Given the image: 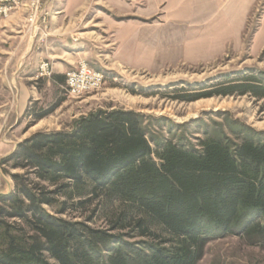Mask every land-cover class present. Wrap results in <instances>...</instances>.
Segmentation results:
<instances>
[{"label":"trees","instance_id":"trees-1","mask_svg":"<svg viewBox=\"0 0 264 264\" xmlns=\"http://www.w3.org/2000/svg\"><path fill=\"white\" fill-rule=\"evenodd\" d=\"M234 94L261 99L264 85L249 76L178 98ZM150 119L97 109L19 142L2 159L22 172L0 194V264H196L212 237L264 244L263 133L193 144L157 136ZM92 205L104 227L63 217Z\"/></svg>","mask_w":264,"mask_h":264},{"label":"rangeland","instance_id":"rangeland-1","mask_svg":"<svg viewBox=\"0 0 264 264\" xmlns=\"http://www.w3.org/2000/svg\"><path fill=\"white\" fill-rule=\"evenodd\" d=\"M264 0L251 11L240 43L206 62L179 63L158 72L130 71L112 66L107 45L108 19L112 15L104 0H86L75 11H64L51 24L49 37L30 44L23 27L9 26L0 18V194L13 189V173H21L2 159L17 144L39 130L69 129L73 120L97 109L123 108L150 117L157 136L193 144L206 136L236 134L249 129L263 133L264 98L249 94L211 96L192 101L178 97L211 89L231 80L253 76L264 85V38H255ZM61 10V8H58ZM83 58L104 75L101 87L79 98L67 95L64 83L37 77L40 60H49L54 71H67ZM65 76V73H64ZM58 105L40 119L39 111ZM50 209V208H49ZM52 210V209H51ZM68 219L104 227L101 210L89 206L70 210ZM196 264H264V244H249L240 235L209 238Z\"/></svg>","mask_w":264,"mask_h":264},{"label":"crops","instance_id":"crops-1","mask_svg":"<svg viewBox=\"0 0 264 264\" xmlns=\"http://www.w3.org/2000/svg\"><path fill=\"white\" fill-rule=\"evenodd\" d=\"M112 66L130 71L158 72L179 63L210 61L229 44L240 43L251 11L260 0H104ZM86 0H53L48 27L64 11L82 8ZM58 8H61L58 9ZM264 9V8H263ZM5 24L23 27L24 15L13 13ZM255 38H264V10ZM50 36V35H49ZM48 36V37H49ZM47 37V38H48ZM30 44H38L29 36ZM54 71L64 75L65 71ZM65 79V77H64Z\"/></svg>","mask_w":264,"mask_h":264},{"label":"built area","instance_id":"built-area-1","mask_svg":"<svg viewBox=\"0 0 264 264\" xmlns=\"http://www.w3.org/2000/svg\"><path fill=\"white\" fill-rule=\"evenodd\" d=\"M53 0H0V18L6 19L13 13L24 15V31L41 44L49 36V21L53 13L48 10V4ZM53 67L49 60H40L37 65V77L51 78ZM104 82L100 70L89 66L80 58L75 65L65 72L64 85L67 95L79 98L84 94L98 90Z\"/></svg>","mask_w":264,"mask_h":264}]
</instances>
